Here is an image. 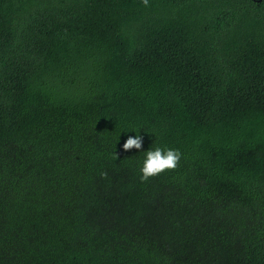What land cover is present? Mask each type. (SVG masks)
<instances>
[{
    "label": "trees",
    "instance_id": "16d2710c",
    "mask_svg": "<svg viewBox=\"0 0 264 264\" xmlns=\"http://www.w3.org/2000/svg\"><path fill=\"white\" fill-rule=\"evenodd\" d=\"M0 264H264V0H0Z\"/></svg>",
    "mask_w": 264,
    "mask_h": 264
},
{
    "label": "clouds",
    "instance_id": "9594fccd",
    "mask_svg": "<svg viewBox=\"0 0 264 264\" xmlns=\"http://www.w3.org/2000/svg\"><path fill=\"white\" fill-rule=\"evenodd\" d=\"M145 7L149 6V0H141ZM142 137L137 135L135 137L129 136L122 145L123 150L129 151L131 149H141ZM182 154L177 149H162L156 147L145 152V158L142 165L139 167V180L147 182L150 178L160 175L165 171H173L179 165ZM102 177L106 173H101Z\"/></svg>",
    "mask_w": 264,
    "mask_h": 264
}]
</instances>
